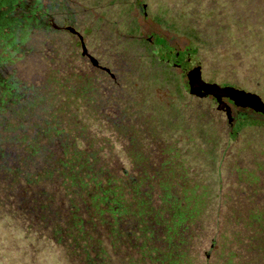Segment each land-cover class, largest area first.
Segmentation results:
<instances>
[{"label":"trees","instance_id":"obj_1","mask_svg":"<svg viewBox=\"0 0 264 264\" xmlns=\"http://www.w3.org/2000/svg\"><path fill=\"white\" fill-rule=\"evenodd\" d=\"M59 1L0 0V264H264V144L234 195L220 180L264 128L239 113L222 139L143 29L185 39L208 84L264 94V0Z\"/></svg>","mask_w":264,"mask_h":264},{"label":"rangeland","instance_id":"obj_2","mask_svg":"<svg viewBox=\"0 0 264 264\" xmlns=\"http://www.w3.org/2000/svg\"><path fill=\"white\" fill-rule=\"evenodd\" d=\"M143 29L145 32H148V33L152 32L154 34L161 35V37L170 40L173 45L182 46L183 44L186 43L185 39L179 38L178 36H176L173 33L162 30L160 27L152 24V22H150V21L143 23ZM222 33H223V36H228V34L224 33L223 31H222ZM43 56H45L47 59L49 58V56L47 55L46 52H43ZM252 76L255 80L264 81V72H262L260 75H256V73H255ZM201 79L203 80V82L205 83L206 86H208L212 89H215V90H219V88H217L213 85L207 84L208 82L205 79H203V78H201ZM148 82H150L151 85H153V87H155L157 89H162V86H167L164 89L169 93H170L171 88H174L173 86H177L178 88H180V85L178 83L174 82L173 79H170L169 81L164 82L163 85L161 83H158L154 79H149ZM178 95L179 94H175L177 99L179 98ZM256 96H258L261 101L264 100V95L258 94ZM197 97H198V99L201 100L202 103L208 104L211 108L214 107V111L215 110L217 112L219 111L221 116L224 118L223 109L221 107L217 106V104L215 102L211 101L208 103L207 99L201 98V96H200V98H199V96H197ZM223 97H222V100H225L228 108H231V107L232 108H244V109H247V110L252 111V112H258V115L264 116V109L260 106V103H256L255 101H252L251 97L243 95L240 91H225L223 94ZM201 102H199V103L201 104ZM252 116H254V115H252ZM244 126H247V125H244ZM263 144H264V133H262L260 135L258 134L257 137L251 139V141L244 147V149L240 153L239 159H241V161L235 162L234 160H231V161L226 162L224 168L220 172V175H221L220 180L222 181L221 182L222 183L221 191L223 190V193H229L230 195H234V191H235L234 187L236 185L235 182L240 181V179H238L236 177V175H235L236 173L234 172L233 169H235V167H238L241 170L245 169V170L251 172L252 168L254 167L253 160L251 159L252 150H255V151L258 150V152H259L261 149V145H263ZM180 147H183V146L180 145ZM245 161H247V162H245ZM201 167L204 170L202 175H203V179H205L206 178V176H205L206 172L208 169H210V167L209 166L207 167L205 164H202ZM206 167H207V169H205ZM209 174H210V170H209ZM241 179H243V178H241ZM217 209L220 212L224 210V208H222V203H221V205H219L217 207Z\"/></svg>","mask_w":264,"mask_h":264},{"label":"water","instance_id":"obj_3","mask_svg":"<svg viewBox=\"0 0 264 264\" xmlns=\"http://www.w3.org/2000/svg\"><path fill=\"white\" fill-rule=\"evenodd\" d=\"M170 50H171V53H172L175 61L176 62L179 61L181 63V65L183 66V69L185 71V75H186V78H187V81H188V86L194 92L196 91V92L202 94L203 96H211L214 99V101L217 104V106H219V107H221L223 109L224 118L221 116L219 111L218 112L216 110L214 111V107L211 108L209 105H204V103L200 104V107H207L208 110L210 109L209 111L211 113V116H209V115L208 116L212 120H214L215 124H217L220 127L219 128L220 129L219 132H222V137H223L222 139H226L228 134H229L228 131H229V128L231 127L232 118L230 117L229 108L222 101V97H223V94H224L225 91H240V90H232V89H228V88L220 87V86L217 87V88H219V90H215V89H212V88L206 86L205 83L203 82V80L201 79L200 74L198 73V69L196 68V65L193 62V60L192 59H188V58H185V59L180 58L179 55H177V53L173 49H170ZM90 62L92 64H94V60L91 59V58H90ZM240 92L243 95H245V96L251 97L252 101H255L256 103H260V106L264 109V100L261 101L260 98L258 96H256L258 94H255V93H250L249 94L248 92H245V91H240ZM262 95H264V94H262ZM244 125H247V126H260V127L264 128V121H258V120H252V119L249 120L248 119V120L240 122L236 126V128L239 129L241 126H244ZM239 133H240V131H239ZM255 133H253V134H255ZM262 133H264V131ZM241 139H242L241 138V134H239L237 136V138L235 139V141L231 140L230 142H228L227 140H225L224 141V146H225V144L227 142L230 146H235L237 148L238 144L241 141ZM229 151L230 150H226L225 153H227ZM225 153H224L223 158H222L221 161H225L227 159L228 155L225 154ZM210 243L208 241L207 242L208 246L205 244L206 246L204 247V249H202V251H203L202 255L204 254L203 256H207L208 255L207 253H208V249H209Z\"/></svg>","mask_w":264,"mask_h":264},{"label":"flooded vegetation","instance_id":"obj_4","mask_svg":"<svg viewBox=\"0 0 264 264\" xmlns=\"http://www.w3.org/2000/svg\"><path fill=\"white\" fill-rule=\"evenodd\" d=\"M44 2H46V3H49V4H51L52 6H60L61 5V3H62V1H59V0H43ZM152 24H154V23H152ZM155 25V24H154ZM157 26V25H156ZM148 36H155V38H159V39H161L162 40V42H164V45L165 46H168V47H170V48H172V49H174L175 51H180L181 49H179V47L180 46H178V48H177V45H171V41L170 40H168V39H165V38H163V37H161V35H158V34H154V33H152V32H149L148 33ZM139 38H142V37H140V36H138ZM132 38H134V37H132ZM185 45V44H184ZM182 69H183V67H182ZM184 72V73H183ZM183 72H181V71H179V75L182 77L181 79H182V82H184V83H188V81H187V78H186V75H185V71H184V69H183ZM201 77V76H200ZM202 78V77H201ZM211 85V84H210ZM195 93H196V95H198V96H203L202 94H200V93H198V92H196L195 91ZM205 97V99H208V100H210V101H213V102H215L214 101V99L211 97V96H204ZM225 104H226V102H225V100H222ZM227 105V104H226ZM229 110H230V117L232 118V121H231V126H234L239 120L238 119H236L237 117H238V115H239V113H244V114H246V118L247 119H252V120H258V121H264V116H261V115H258V113H256V112H252V111H249V110H247V109H244V108H229ZM252 115H254V116H252ZM256 116V117H255ZM258 116V117H257ZM123 164H124V167H127L128 166V161H126V162H123ZM222 208H224L225 209V207L223 206ZM224 211V210H223ZM223 211H222V213H223Z\"/></svg>","mask_w":264,"mask_h":264}]
</instances>
